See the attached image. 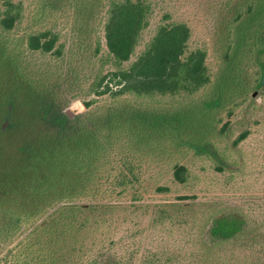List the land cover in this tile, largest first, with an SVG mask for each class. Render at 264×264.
Returning a JSON list of instances; mask_svg holds the SVG:
<instances>
[{
  "label": "rangeland",
  "instance_id": "374dc122",
  "mask_svg": "<svg viewBox=\"0 0 264 264\" xmlns=\"http://www.w3.org/2000/svg\"><path fill=\"white\" fill-rule=\"evenodd\" d=\"M154 1L149 25L122 68L127 69L135 61L158 25L184 23L190 30L188 50L206 53L212 83L191 97L137 99L131 94H110L120 87L111 82L114 68L99 25V0H14L22 3L21 22L11 33L0 34V264H13L14 258L21 262L25 254L34 262L43 252L58 251L55 240L64 226H55V211L63 205L116 206L106 216L108 223L85 243L95 242V249L112 247L108 253L123 260L128 259L124 248L138 247L134 264L141 263L147 250L150 254L171 250L174 242L175 247L183 246L185 241L200 236L208 216L230 205L238 207L250 225H264V0ZM251 1L260 12L249 23L243 12ZM240 12L241 20L232 25ZM35 31L57 35L63 47L59 59L26 50L24 36ZM233 46L241 54L238 58L233 57ZM15 61L22 84L15 80ZM230 61L236 62L238 82L218 95V84ZM101 67L99 78H107L100 90L108 85L111 92L96 97L89 85ZM89 101L94 103L86 109L84 103ZM205 101L214 106L204 114V127L199 125L194 139L209 142L216 150L223 160L221 172L214 168V159L178 148L171 137L154 144L148 141V133L137 135L129 129L126 134L131 140L121 138L102 162L92 161L84 169L94 176L86 186L88 197H74L70 204L53 200L60 182H69V149L54 146L61 128L57 127L58 116L67 117L69 112L72 118L97 119L106 108L118 105L141 111H174L187 104H191L189 115L195 116V103ZM197 117H202L199 111ZM224 125L226 130L220 133ZM243 132L248 133L246 139L233 146ZM175 163L187 167L190 180L186 185L172 182L171 167ZM121 171L134 175L135 180L118 196L119 188L111 193L109 181ZM74 173L73 168L71 175ZM160 186L168 187L170 193L156 194ZM133 195L140 199L134 201ZM182 195L195 196L194 205L190 209L171 207L177 203L174 198ZM155 205L166 206L171 218L150 230ZM129 206L138 209L128 214L124 208ZM44 225H48L47 232L40 228ZM134 233L135 239H123ZM62 249L71 251L69 246ZM227 249L215 251L228 254ZM184 250L188 249L182 253ZM70 260L84 263L88 256L82 259L74 253Z\"/></svg>",
  "mask_w": 264,
  "mask_h": 264
},
{
  "label": "trees",
  "instance_id": "16d2710c",
  "mask_svg": "<svg viewBox=\"0 0 264 264\" xmlns=\"http://www.w3.org/2000/svg\"><path fill=\"white\" fill-rule=\"evenodd\" d=\"M154 0H99V11L102 14L100 26L105 39L108 57L114 71L111 73V82L120 88L110 94L114 96L131 94L135 98L159 97H183L188 98L203 89L211 86V77L205 64L206 53L202 50H188L190 30L184 23H171L158 25L154 36L146 43L144 49L136 56V59L127 69L122 66L128 63L134 54L141 38L142 32L149 25V17L153 11ZM256 3L251 1L244 11L250 23L258 14L259 10L254 9ZM84 7V5H81ZM22 3L14 0H0V34L11 33L21 22ZM242 14L237 13L231 24L239 22ZM248 24V23H247ZM239 38V37H238ZM24 44L27 51L39 52L53 58L59 59L63 54V47L58 43V37L50 31H35L26 33ZM236 44V48H237ZM233 46V57H239L237 49ZM95 50V55L98 56ZM227 55H225L226 57ZM223 71L222 80L218 84V95L228 85L235 86L238 82L236 62H228ZM101 68L98 74L90 83V91L96 97H101L111 92L108 85L102 91L103 81L107 77H100ZM15 80L21 81L22 75L19 66L14 64ZM264 75V73L262 74ZM227 82V84H226ZM150 96V97H148ZM93 101L84 103L86 109L93 105ZM216 105V104H215ZM214 105L211 102L195 103L196 115H189L191 104H187L174 111L153 109V111H141L136 107H108L97 119L72 118L63 115L58 116V133L55 135V147L69 149V182H60V187L53 194L56 203L69 201L74 197H88L86 186L93 182L94 176H89L84 169L92 161L102 162L103 156L110 151L111 147L121 138L131 140L126 131L133 130L134 134L148 133V141L159 144L165 138H173L178 148L193 151L197 156H207L214 159L217 172L222 171L223 160L217 156L216 150L209 142L200 143L194 139L200 130L199 125ZM199 111L202 117H197ZM69 118V122H68ZM89 123L90 126H89ZM198 126H197V125ZM226 125L220 129L224 133ZM136 135V136H137ZM248 133L243 132L233 142L237 146L246 139ZM135 137V136H134ZM193 137V138H192ZM151 138V139H149ZM106 139L105 142L103 140ZM142 139V138H141ZM71 158V159H70ZM94 165V164H93ZM75 169L74 175L71 170ZM171 179L176 185H186L190 180V174L186 166L175 163L171 167ZM87 174V175H86ZM134 175L127 176L121 171L109 181L111 193L119 188L118 196L126 191V188L133 185ZM107 183V182H106ZM156 194H168L170 189L160 186L155 189ZM139 196V195H138ZM132 199L138 201L140 198L133 195ZM195 196H177L175 204L171 207H186L190 209L194 205ZM164 205H155L152 211V224L150 230L158 227L171 217ZM117 207L80 205L75 207L63 205L55 211L57 222L55 226L64 229L59 231L55 243L58 244V251H47L41 253L33 262L24 255L20 262L14 258L13 264H77L70 260L74 253L78 257L88 256V260L80 261L79 264H134L133 259L138 254V247H127L123 253L128 255L127 260L114 253H108V249H95L96 243H85L87 238L94 232L100 230L108 223L106 216ZM138 207L129 206L124 208L128 214H134ZM46 224V223H45ZM172 224H175L173 222ZM181 225V221L177 223ZM47 232L48 225L40 227ZM204 229V230H203ZM262 232H261V231ZM264 225L262 223H248L245 216L240 213L236 206L216 211L208 216L204 222L200 236L189 239L183 246H176V242L170 245L166 251H157L150 254V250L143 252V259L140 264H264ZM137 233L129 234L123 239H135ZM136 243L133 241V244ZM113 245V244H112ZM69 246L71 251L64 252ZM111 246V245H109ZM227 247L228 254L218 253L215 249ZM184 250L182 253L183 249ZM172 249H176L172 251ZM63 250V251H60ZM63 252V253H60ZM87 258V257H86ZM37 260V261H36Z\"/></svg>",
  "mask_w": 264,
  "mask_h": 264
},
{
  "label": "water",
  "instance_id": "95a60500",
  "mask_svg": "<svg viewBox=\"0 0 264 264\" xmlns=\"http://www.w3.org/2000/svg\"><path fill=\"white\" fill-rule=\"evenodd\" d=\"M67 116H68V117H72L71 113H69V112L67 113Z\"/></svg>",
  "mask_w": 264,
  "mask_h": 264
}]
</instances>
